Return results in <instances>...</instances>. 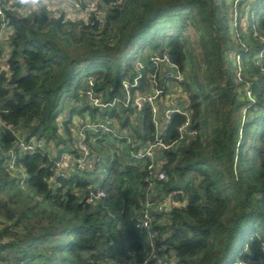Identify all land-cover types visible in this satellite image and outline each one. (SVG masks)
Listing matches in <instances>:
<instances>
[{
	"label": "trees",
	"instance_id": "obj_1",
	"mask_svg": "<svg viewBox=\"0 0 264 264\" xmlns=\"http://www.w3.org/2000/svg\"><path fill=\"white\" fill-rule=\"evenodd\" d=\"M97 2L88 14L53 8L54 20L0 0L12 30L0 44V264H143L148 235L135 222L146 200L148 264H264V0ZM164 56L173 71L152 65ZM153 75L157 114L149 105L137 113ZM136 78L125 105L123 84ZM171 83L186 93L180 105L168 100ZM90 90L114 106L93 107ZM85 119L117 121L122 140L88 134L93 169H56L61 154L82 157ZM128 133L141 148L157 136L173 144L159 158L164 181L146 182L145 164L121 148ZM18 138L43 148L20 152ZM168 198L174 204L157 211Z\"/></svg>",
	"mask_w": 264,
	"mask_h": 264
},
{
	"label": "built area",
	"instance_id": "obj_2",
	"mask_svg": "<svg viewBox=\"0 0 264 264\" xmlns=\"http://www.w3.org/2000/svg\"><path fill=\"white\" fill-rule=\"evenodd\" d=\"M57 3L61 6L60 8H57L58 10L63 9L64 12L71 15L74 12H78L80 14H88V13H95L97 11L96 7L98 5L97 0H90V2H87L86 5H82L79 2H76L75 4H66L65 0H57ZM78 5V6H77ZM0 12H2V15H0L2 21H1V28H0V44L7 40L10 34L12 33V30L6 25L4 22V13L2 9L0 8ZM101 23V21H100ZM102 24V23H101ZM152 65L155 69L159 68L161 65H166L169 67L170 71H173L174 65L170 63L168 57L164 56L162 58L153 57L151 59ZM2 70L0 69V75ZM168 76H171L168 73ZM156 75L150 76L151 79L150 86L152 87L153 91L150 94H140L138 95L132 104V107L135 109L137 113H140L143 108L147 105L150 107L152 114L155 116L157 114V108L155 106V100L158 95L162 93V91L157 87V82L155 80ZM176 81H181V75L177 74L173 76ZM138 78H136L131 85V83L124 82L123 88L127 93V102H125V105H127L130 101L129 97V90L131 87L138 85ZM89 86L92 87V83H89ZM88 100L90 101L91 105L95 108H105L107 106H114V102L109 105H103L102 104V96L101 94L94 93L92 90H90L87 93ZM178 112V111H176ZM175 113L173 110H167L165 113V119L166 124L169 122L171 116ZM161 120H158L157 118H153V124L155 126L156 131L160 128ZM189 119L186 117L185 121L183 122L182 126L179 128V131L182 135L183 130L189 125ZM80 128L78 131V150L82 153V157L79 159H76L73 163H75V168L78 171H83L86 168L93 169L92 164L94 163V158L90 156L89 158V149L87 148L86 142H87V135L91 134L92 136H97L100 134H112L114 131L113 127L109 124L106 120H89L85 119V121L80 122ZM9 128V127H8ZM126 138V136H125ZM183 139L182 136L179 137L178 140ZM131 142V140H128ZM135 140H132L131 146L129 147V157L133 163L140 164L143 163V168L145 167L147 171V178L146 182L149 183L150 186L154 184L155 181H164L166 178V175L164 172H162V164L164 162L162 158V153L166 150H168L172 145H166L163 141V139L160 136H157L155 138V141L153 143H150L145 148H141L140 145L135 146ZM17 149L20 150V152H26V153H34L36 150L43 148V141L42 140H35L32 139L30 142H25V140L18 138L17 140ZM16 150H11L8 154L10 156L9 161V168H14V162L16 158ZM63 158V157H62ZM61 161L55 163L56 169H61L64 171L63 162ZM95 198H101L104 197V193L101 190H98L95 195ZM169 204L173 205L174 201L172 198H168L165 200L164 203H161L159 205H155V209L157 211H163L167 207H169ZM154 206V203L151 202V200H146L144 204H141L142 211L140 218L135 222V228L143 230L148 235V242H147V251L148 256L146 260L143 262V264H148L151 260L155 257V245L151 235V223H152V207ZM153 210V209H152ZM159 264H175L172 261H164Z\"/></svg>",
	"mask_w": 264,
	"mask_h": 264
},
{
	"label": "clouds",
	"instance_id": "obj_3",
	"mask_svg": "<svg viewBox=\"0 0 264 264\" xmlns=\"http://www.w3.org/2000/svg\"><path fill=\"white\" fill-rule=\"evenodd\" d=\"M66 4H75L76 0H65ZM10 6H15L14 11L20 12L25 16L37 15L39 16L42 12L54 20H59L61 11H53V8H60L61 6L57 3V0H9ZM51 5V7H49ZM78 6V5H77ZM2 15V12H0Z\"/></svg>",
	"mask_w": 264,
	"mask_h": 264
},
{
	"label": "rangeland",
	"instance_id": "obj_4",
	"mask_svg": "<svg viewBox=\"0 0 264 264\" xmlns=\"http://www.w3.org/2000/svg\"><path fill=\"white\" fill-rule=\"evenodd\" d=\"M175 84L174 83H171L170 84V86H169V88L171 87V91H172V94H173V96H171V97H169V101H170V103H173L171 100H173L174 101V104H182V101H184V98L186 97V93L183 91V90H177L175 87ZM167 100V101H168ZM171 104H168L167 105V107H169ZM113 121H115V120H113ZM79 121L78 120H76V124H78L79 125V123H78ZM109 124H110V122H109ZM111 125V124H110ZM112 127H113V133L111 134L113 137H115L116 139H118V140H122V138H123V135L121 134V130H120V127H119V123L116 121V123L114 122V124L113 125H111ZM125 131H128L129 132V128H126L125 129ZM77 136H78V132L76 133V143L78 142V138H77ZM125 138V137H124ZM134 135L132 134V133H128L127 134V136H126V138H125V144H123L122 146H121V148H123V147H125V146H129V147H132L131 146V143H132V140H134ZM128 140H131V142H129ZM113 141V140H112ZM135 146H138V145H140V143L139 142H137V141H135ZM77 147H78V143H77ZM51 148H53V147H51ZM102 151V150H101ZM106 151V150H105ZM104 151V152H105ZM63 157V158H62ZM93 157V156H92ZM60 159L57 161V162H59V161H61V158H62V162H63V166H62V168H71V166H72V163H73V158L72 157H70L69 155H66V154H61V156L59 157Z\"/></svg>",
	"mask_w": 264,
	"mask_h": 264
},
{
	"label": "crops",
	"instance_id": "obj_5",
	"mask_svg": "<svg viewBox=\"0 0 264 264\" xmlns=\"http://www.w3.org/2000/svg\"><path fill=\"white\" fill-rule=\"evenodd\" d=\"M64 171H65V168H64ZM167 208H169V207H167Z\"/></svg>",
	"mask_w": 264,
	"mask_h": 264
}]
</instances>
